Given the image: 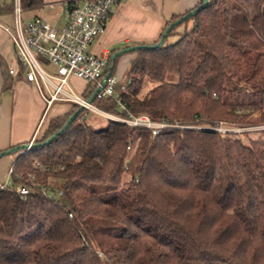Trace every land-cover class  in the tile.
<instances>
[{
	"label": "trees",
	"instance_id": "obj_1",
	"mask_svg": "<svg viewBox=\"0 0 264 264\" xmlns=\"http://www.w3.org/2000/svg\"><path fill=\"white\" fill-rule=\"evenodd\" d=\"M19 1L21 11L43 5ZM256 1L250 15L238 0H208L161 47L134 52L116 99L132 115L184 128L153 136L106 120L95 129L82 110L46 143L79 108L49 120L0 187V264H264V129L213 130L264 126V0ZM183 15L155 42L121 49L155 45ZM92 104L127 117L115 99Z\"/></svg>",
	"mask_w": 264,
	"mask_h": 264
},
{
	"label": "built area",
	"instance_id": "obj_2",
	"mask_svg": "<svg viewBox=\"0 0 264 264\" xmlns=\"http://www.w3.org/2000/svg\"><path fill=\"white\" fill-rule=\"evenodd\" d=\"M123 1L125 0H83L65 3L66 22L57 30L38 17L23 24L20 1L12 0L14 32H9V36L15 49L19 71L23 73L25 82L35 87L44 103L39 128L49 109L56 103L77 106L86 114L92 113L130 128L146 129L153 136L158 135L163 129L184 128L154 122L144 114L128 113L126 106L116 99L118 85L112 73L106 79L105 85L100 86L108 71L109 57L106 54H92L88 47L104 33L113 9ZM41 61L47 64V67L51 66L54 71L49 73L42 68ZM16 73L17 71L13 69L8 71L10 76H15ZM72 78L81 80L86 85H93L92 93L99 88L94 99H115L118 109L126 112L127 117L108 114L96 108L92 102L88 103V99L76 94L70 87L69 80ZM123 89L121 87L120 91ZM252 128L262 130L264 126ZM242 129L244 130L239 132L251 131L250 128ZM213 130L221 133L230 132L221 124ZM15 191L20 196L28 194V190L23 186L15 187ZM61 194L60 191L58 196Z\"/></svg>",
	"mask_w": 264,
	"mask_h": 264
},
{
	"label": "crops",
	"instance_id": "obj_3",
	"mask_svg": "<svg viewBox=\"0 0 264 264\" xmlns=\"http://www.w3.org/2000/svg\"><path fill=\"white\" fill-rule=\"evenodd\" d=\"M72 1L83 0H43V5L34 9L30 19L41 18L60 30L66 22L64 4ZM198 3L199 0H125L113 9L104 33L90 44L88 51L110 58L113 49L153 43L171 16L183 15ZM10 4L11 0L0 2V7L9 5L7 12L0 13V152L33 143L50 119L66 114L71 108L63 105L65 103L54 104L39 128L44 103L35 87L25 82L17 66L9 36L14 20ZM11 69L17 71L15 76L8 74ZM16 157L12 154L0 159V187L9 183L10 169Z\"/></svg>",
	"mask_w": 264,
	"mask_h": 264
},
{
	"label": "rangeland",
	"instance_id": "obj_4",
	"mask_svg": "<svg viewBox=\"0 0 264 264\" xmlns=\"http://www.w3.org/2000/svg\"><path fill=\"white\" fill-rule=\"evenodd\" d=\"M9 1L10 0H8V2ZM238 1H240L245 7H247V10H248L250 15H252L254 13V11L256 10V5L258 4V2L256 0H238ZM0 2H2V0H0ZM11 3H12V0H11ZM33 11L34 10H26V11L22 10L21 11V20H22L23 24L34 18V17H32L30 19V16L33 14ZM32 16H34V15H32ZM190 26H191V23H188L187 27L189 28ZM182 29H183V27L178 28L177 32H181ZM11 30H12V32H14V20H13V26H12ZM177 39H178V35L170 36L169 38H167L165 45L173 44ZM134 57H135L134 52L125 53V54L120 55L118 57L119 59L114 63V69H113L112 74L114 75V77L117 81V85H118L117 86V92H120V88L121 87L124 88L126 85L128 69H129V66H130L132 60L134 59ZM41 63H42L41 64L42 68H44L49 73L54 71V69L51 66L47 67V64H45L43 61H41ZM152 84H153L152 82L146 81L144 83L143 87L141 88L139 96L140 97L144 96V94H146V92L152 87ZM69 85L76 94L80 95L83 98H84V96L88 95V93H90L93 89V85L87 87V85L83 81L75 79V78H72L69 80ZM63 105L71 106L69 104H63ZM86 122L88 124H90L95 129L102 128L106 125L105 119H103L99 116H96L92 113L86 114ZM47 125H48V123H47ZM226 128L230 132H234V133H237L239 131L244 130L240 127H233V128L231 127L230 128V126H228ZM250 129H251V131L256 130L253 128H250ZM246 130H249V129H246ZM15 155L19 156L20 153H17Z\"/></svg>",
	"mask_w": 264,
	"mask_h": 264
},
{
	"label": "water",
	"instance_id": "obj_5",
	"mask_svg": "<svg viewBox=\"0 0 264 264\" xmlns=\"http://www.w3.org/2000/svg\"><path fill=\"white\" fill-rule=\"evenodd\" d=\"M208 4V0H201V5L199 7H197L194 10L189 11L188 13L184 14L180 19L176 20L174 23H172L171 25H169L168 27L165 28V30L163 31L161 38L159 39V41L153 45V46H141V45H137V46H131L128 47L126 49H121L119 51H117L116 53H114L110 58H109V66H108V71L105 74L104 78L101 80L100 82V86H104L106 79L108 78V76L112 73L113 71V66H114V62L117 59V57H119L122 54L125 53H130V52H135L137 50L140 49H154V48H159L163 45V42L165 40V38L167 37L168 32L171 30L172 27L179 25L181 22L187 20L188 18H190L191 16H193L196 12H200L201 10H203ZM99 91V88L96 89V91H94L91 95V97L88 99V103H91L95 97L96 92ZM82 111V108H79L67 121V123L65 124V126L58 131L57 133H55L52 137H50L46 143H49L51 140H53L56 136H58L61 132H63L67 126L70 124V122L72 120H74L78 114ZM36 145L33 143L30 144H25V145H20L17 147H13L11 149L5 150L0 152V158H2L3 156L6 155H12V154H17L20 153L22 154L24 151H28L30 148L35 147Z\"/></svg>",
	"mask_w": 264,
	"mask_h": 264
}]
</instances>
